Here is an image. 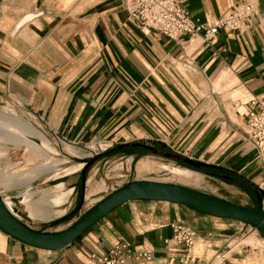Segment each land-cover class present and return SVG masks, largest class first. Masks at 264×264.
<instances>
[{"label": "crops", "instance_id": "obj_1", "mask_svg": "<svg viewBox=\"0 0 264 264\" xmlns=\"http://www.w3.org/2000/svg\"><path fill=\"white\" fill-rule=\"evenodd\" d=\"M177 1L194 22L213 27L247 0ZM0 93L26 106L75 158L85 159L82 153L87 151L72 145L90 150L95 141L110 148L162 143L171 152L233 171L259 186L264 181V151L247 141L244 130L251 101L264 98V0L255 1L241 32L221 29L207 49L200 36L175 41L144 29L130 17L123 0H0ZM5 112L24 122L22 131H9V137L23 139L18 145L26 162L37 164L31 169L30 192L31 183L49 172L54 175L48 180L77 174L45 166L60 155L53 142L14 109ZM126 157L132 164L136 155ZM144 158L151 156L137 162ZM133 169L136 172V164L126 167L128 172ZM94 175L87 181L88 202L97 194L91 186L100 188ZM4 180L0 176L1 187ZM139 180L147 179L127 181L99 201ZM74 189L59 183L42 190L49 194L47 200L55 208L51 211L44 200L21 204L31 219L52 221L67 213ZM178 222L197 231L191 249L173 241L172 225ZM240 224L182 204L135 200L58 251L25 245L0 230V264H96L89 262L91 254L105 256L120 243L131 249L126 264H166L169 259L178 264L186 256L204 264H214L220 256L222 264H264L262 252L229 249ZM246 240L243 243L253 244L255 237ZM142 253L151 254L152 260L137 259Z\"/></svg>", "mask_w": 264, "mask_h": 264}, {"label": "rangeland", "instance_id": "obj_2", "mask_svg": "<svg viewBox=\"0 0 264 264\" xmlns=\"http://www.w3.org/2000/svg\"><path fill=\"white\" fill-rule=\"evenodd\" d=\"M7 107L14 109L17 113H19V115L23 116V118L30 120L34 126L45 132L48 138L53 142L55 148L60 152V155H55L53 160L45 166H52L53 170V166L57 165L55 168L56 170L58 169L57 171L63 172L64 168H68L67 173L71 171H78L77 174L70 177H61L58 179L48 180L49 177L54 175L53 171L49 172V174L44 175L31 183L33 193L30 192L29 182L34 175L31 169H34L37 164H29L26 162L24 148L19 147L18 145L20 140L23 139H18L14 136H12V138L9 137V131H12L13 133H20V131H22L19 130L20 126H23L24 122L20 121L17 116L7 114L5 112ZM31 139L36 143H41L38 139ZM15 143L17 144V147L14 146ZM63 143H65L63 140L49 134L47 129L42 126V123H40V121L36 118L32 117L26 106L18 102L16 99L0 93V176L4 177L5 179V185H3V187L0 185V189H2L0 195L3 199L5 198L6 201L10 203L11 209H13L12 214L20 221L35 230L41 231L45 229L44 226L50 222L56 221L70 213L78 211L77 208L82 196V189L80 185L83 183V171H81V169H83L84 164L87 172L85 200L82 208L79 210L77 216L70 221L65 222L57 227L47 228V231L58 232L69 228L76 221H78L85 214V212L87 213L92 205L96 201H99L100 197L107 195L112 191V189L122 186L127 181L138 177L146 178L147 180L152 181L184 185L186 187L208 194H213L238 205L249 208H255L256 206L254 199L241 188L228 185L227 183H224L206 174L178 166L170 159H166L158 155H150L151 158H144L137 162L136 159L139 157L140 152L135 149L129 150L128 152H136L137 155L132 164V160L128 159V157H126L127 155L124 154L101 158V156L110 148L109 143L95 141L90 145V150H87V145H72L80 150L83 149L87 151V153L81 152L83 156L86 155L85 159H78L68 155L64 151ZM63 161L64 164H62ZM87 161L90 162L87 163ZM135 164L136 172L134 169L131 172L126 171L127 165H132L134 168ZM90 165L91 167L88 169ZM124 168L125 171H123ZM92 175H94L95 178L94 182H100V188L98 189L97 185L91 186V192L97 194L101 191L102 192L100 195L96 194L95 197H92V200L89 199L90 201L88 202V199H86L88 190L87 181ZM59 183H65L67 189L75 187V192L71 197L70 202L65 206L67 213L58 219L48 222H41L31 219L28 216L25 206L21 204V201L24 200L25 202H30L31 199H34V201L39 202L44 200V202H41L44 203V207L49 211L54 210L55 208L53 207L52 203L50 205L49 201L47 200L49 197L48 192L42 190H48ZM255 199L257 201L256 197ZM253 234L255 235V242L253 244L243 243V241ZM234 238L235 239L232 240L233 242L229 249L233 248L237 251H241L242 247H245V249H250L251 251H254L258 254L260 252L264 254V235L250 227V225L240 224V231ZM241 243L242 245H240ZM222 262L223 256H220L216 259L214 264H222Z\"/></svg>", "mask_w": 264, "mask_h": 264}, {"label": "water", "instance_id": "obj_3", "mask_svg": "<svg viewBox=\"0 0 264 264\" xmlns=\"http://www.w3.org/2000/svg\"><path fill=\"white\" fill-rule=\"evenodd\" d=\"M157 155L173 161L190 163L192 159L177 154L153 151ZM98 156V155H97ZM86 168L83 170V192L78 205L79 211L85 200ZM258 207L249 208L224 198L201 192L176 183L152 180L132 181L101 199L78 221L66 230L42 232L31 228L17 217L5 205L0 195V230L21 243L47 251H58L72 245L88 229L92 228L113 210L124 203L145 200L182 204L202 214L236 220L256 228L264 235V192L257 195Z\"/></svg>", "mask_w": 264, "mask_h": 264}, {"label": "built area", "instance_id": "obj_4", "mask_svg": "<svg viewBox=\"0 0 264 264\" xmlns=\"http://www.w3.org/2000/svg\"><path fill=\"white\" fill-rule=\"evenodd\" d=\"M130 17L139 22L144 29L154 30L172 40L200 36L205 48L213 45L221 29L232 32H241L248 24L256 0H247L229 9L219 20L216 26L210 27L194 22L188 12L177 0H123ZM251 110L247 115L245 135L248 142L264 151V98H255L251 101ZM264 192V181L259 185ZM173 241L185 248L191 249L197 239V231L183 222L172 225ZM131 255L130 247L125 243L114 246L107 255L91 254L90 263L96 264H126ZM152 260V255L142 253L137 259ZM166 264H176L169 259ZM178 264H204L198 258L186 256Z\"/></svg>", "mask_w": 264, "mask_h": 264}, {"label": "trees", "instance_id": "obj_5", "mask_svg": "<svg viewBox=\"0 0 264 264\" xmlns=\"http://www.w3.org/2000/svg\"><path fill=\"white\" fill-rule=\"evenodd\" d=\"M133 149L138 150L140 152V155H139V157H137L136 161L139 160L140 158H142L143 156L157 155L153 151L167 152L169 154H176L174 152L169 151L167 149V147L162 143L145 144V143L139 142V143H133V144H124V145L113 146V147L109 148L101 156V158L112 157V156H116L119 154H124L127 156H134V155H136V152H134V153L128 152L129 150H133ZM158 156H160V155H158ZM177 156H179V155L177 154ZM160 157H163V156H160ZM163 158H166V157H163ZM184 158H186V157H184ZM166 159H168V158H166ZM171 161H173V160H171ZM89 162L90 161H87V163H89ZM173 162H175V164H177L178 166H182L184 168H187V169H190V170H193L196 172H200L202 174H206V175L211 176L215 179H218L224 183H227L228 185H232V186H236L238 188H241L242 190H244L246 193H248L254 199V201L256 202L255 208L258 207L257 195L260 194L262 192V190L256 184H254L252 181L245 178L244 176H241V175H239L233 171L224 169L222 167H218L215 165H209V164H206V163H203L200 161H196V160H190L189 161L190 163H183L180 161H173ZM90 167H91V165L88 167V169ZM80 186H81V189L83 192V183ZM255 197L257 198V201H256ZM78 212L79 211L74 212V213H70V214L66 215L65 217H62L56 221L50 222L49 224L45 225L44 226L45 229H43L41 231H47V228L57 227V226L65 223V222L70 221L71 219H73L74 217L77 216ZM81 237L78 238L76 241L81 239Z\"/></svg>", "mask_w": 264, "mask_h": 264}, {"label": "bare ground", "instance_id": "obj_6", "mask_svg": "<svg viewBox=\"0 0 264 264\" xmlns=\"http://www.w3.org/2000/svg\"><path fill=\"white\" fill-rule=\"evenodd\" d=\"M85 169V165H84V167H83V169L81 170V171H83ZM3 201H4V203H5V205L7 206V208L12 212L13 210L11 209V206H10V203H8L7 201L5 202V200L3 199ZM245 207V206H244ZM263 207H264V200H263ZM242 223V222H241ZM243 224H245V223H243ZM250 227H252V226H250ZM252 228H254V227H252ZM255 230H257L256 228H254ZM66 230V229H65ZM63 231V230H62ZM258 231V230H257ZM3 232V231H2ZM255 232V231H254ZM258 232H260V231H258ZM254 237H255V235L253 234V235H251V239H254ZM245 241H247V240H245Z\"/></svg>", "mask_w": 264, "mask_h": 264}]
</instances>
